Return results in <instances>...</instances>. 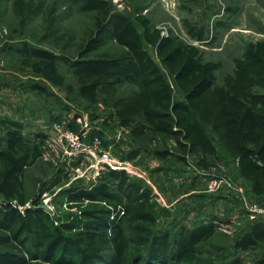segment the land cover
Wrapping results in <instances>:
<instances>
[{"label":"rangeland","instance_id":"374dc122","mask_svg":"<svg viewBox=\"0 0 264 264\" xmlns=\"http://www.w3.org/2000/svg\"><path fill=\"white\" fill-rule=\"evenodd\" d=\"M106 1L112 12L134 17L139 11L160 34L170 33L178 40L194 44L204 60L220 62L215 72L218 83L234 69L235 58L248 42L264 38V0ZM95 18L94 12L80 11L71 0H0V144L4 145L6 119L22 125L28 146L41 143V156L24 172L25 204L2 200L0 203L22 210L38 200L51 208L47 212L55 225L64 220H80L81 211L95 204L84 201L69 205L63 191L77 182L87 187L96 183L105 170L97 160L106 151L127 161L139 175L126 172L151 188L157 217L155 230L177 233L181 225L218 222L215 234L198 246L199 261L222 263L237 253L233 242L247 228L246 207L253 203L264 206V195L257 197L250 192L249 183L239 178L234 162L206 126L204 130L217 149V158L206 156L205 162L210 165L207 169L198 164L199 153L190 154L186 162L173 155L159 157L157 151L178 150L168 136L132 133V127L141 122L137 85L128 82L113 85L107 81L101 85L95 103L79 95L81 79L70 64L94 34ZM135 25L174 98H181L154 48L145 43L142 28ZM190 28L203 30L208 42L199 43L192 38L188 34ZM24 43L49 50L61 60L56 61L53 69L43 59L17 52ZM124 52L123 47L109 40L88 57H118ZM124 120L127 124H123ZM70 131L78 135L83 151L72 149L80 144L70 141ZM135 152L136 158H127ZM219 178L227 182L210 189V182ZM263 253L264 243L240 255L245 264H255ZM31 264L51 263L33 260Z\"/></svg>","mask_w":264,"mask_h":264},{"label":"trees","instance_id":"16d2710c","mask_svg":"<svg viewBox=\"0 0 264 264\" xmlns=\"http://www.w3.org/2000/svg\"><path fill=\"white\" fill-rule=\"evenodd\" d=\"M71 1L80 11L96 14L94 34L70 64L81 79L79 95L95 103L107 81L137 85L141 122L132 127V133L168 136L178 150L157 151L159 157L173 155L186 162L190 154L199 153L198 164L207 169L210 165L205 158H217V149L206 126L234 162L239 178L249 183L250 192L263 196L264 38L248 42L235 58L234 69L218 83L215 72L220 62L204 60L194 44L170 33L160 34L139 11L129 17L112 12L106 0ZM135 23L172 76L181 98H174L159 64L144 48ZM188 34L199 43L208 42L201 29L190 28ZM109 40L123 47L124 54L88 57ZM16 50L49 62L53 69L61 60L28 43ZM3 122L7 132L4 145L0 144V200L23 206L24 172L41 156V143L28 146L20 123ZM137 156L135 152L127 158ZM97 180L90 187L77 182L63 191L69 205L84 201L95 205L83 209L80 220H64L59 225L38 200L22 210L0 203V264H31L33 260L51 264H202L198 246L215 234L218 222L181 225L177 233L157 231L154 195L147 184L124 170L112 169L102 171ZM263 243L264 221L249 220L233 242L237 253L220 264H245L240 253ZM255 264H264V253Z\"/></svg>","mask_w":264,"mask_h":264},{"label":"built area","instance_id":"2783aa9c","mask_svg":"<svg viewBox=\"0 0 264 264\" xmlns=\"http://www.w3.org/2000/svg\"><path fill=\"white\" fill-rule=\"evenodd\" d=\"M68 135L70 137V141L73 144H78V145L80 144L78 147L72 146V149L76 151H83L82 150L83 148L81 147L82 143L80 142L78 135L72 131H70ZM97 162L101 165L100 168L112 169V170H124L130 172L131 174L139 175L136 171L131 169V165L127 163V161L116 159L112 157L109 152L106 151L101 152L100 158L97 160ZM222 181L227 182V180L223 178L212 180L210 182L209 188L210 189L219 188ZM246 216L251 221L257 219H262L264 221V206L258 205L256 203L250 204L249 206L246 207Z\"/></svg>","mask_w":264,"mask_h":264},{"label":"water","instance_id":"95a60500","mask_svg":"<svg viewBox=\"0 0 264 264\" xmlns=\"http://www.w3.org/2000/svg\"><path fill=\"white\" fill-rule=\"evenodd\" d=\"M30 204V203H29ZM41 207L43 208V209H45L46 211H51V209H49L46 205H44V204H41Z\"/></svg>","mask_w":264,"mask_h":264}]
</instances>
